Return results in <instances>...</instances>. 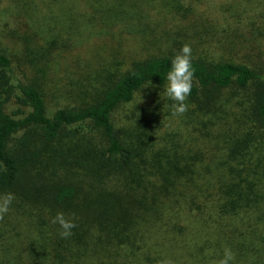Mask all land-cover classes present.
<instances>
[{
  "label": "trees",
  "instance_id": "16d2710c",
  "mask_svg": "<svg viewBox=\"0 0 264 264\" xmlns=\"http://www.w3.org/2000/svg\"><path fill=\"white\" fill-rule=\"evenodd\" d=\"M42 1L20 5L46 38L60 20L52 9L65 5L70 21L106 8L110 27L166 43L159 55L114 61L77 104L53 112L0 52V199L15 197L0 220V264H218L225 247L234 264H264V71L191 47L188 109L174 116L173 101L146 94L165 89L185 41H201L210 22L199 0ZM152 12L195 22L156 35L143 24ZM57 213L76 224L71 237L52 223Z\"/></svg>",
  "mask_w": 264,
  "mask_h": 264
},
{
  "label": "rangeland",
  "instance_id": "374dc122",
  "mask_svg": "<svg viewBox=\"0 0 264 264\" xmlns=\"http://www.w3.org/2000/svg\"><path fill=\"white\" fill-rule=\"evenodd\" d=\"M21 1L0 0V52L11 59L12 67L16 75L22 78V82L39 86L50 112L58 107L77 104L73 99L78 98L84 87L92 83L99 85L96 84L97 77L105 74L104 69L111 72L117 70L114 61L120 62L124 58L131 61L159 55L165 48L163 43L166 41H159L161 43L154 46L157 41H143L139 30L130 25L110 27L105 7L104 10H95V14L91 11L79 13L80 15H75L74 21H70L72 13H69L65 5L52 9L51 17L58 16L60 20L52 23V36L48 35L46 38L39 25L24 13L27 9L20 5ZM30 2L36 3V0ZM39 3L43 1L39 0ZM78 8L83 12L82 6ZM199 9L210 23L200 32L201 41H185L195 47L196 53L233 57L237 62L248 63L257 70L264 71V0H199ZM46 10L40 5V10L38 8L35 12L38 21L41 15H46ZM86 15L88 16L84 18ZM180 16L176 14L174 19L163 20L160 14L152 12L149 14L152 20L144 22V28L157 26L156 35L163 36L167 25L190 26L195 22L191 16L186 17L185 21ZM240 16L243 18L241 21ZM123 17L136 18L128 11L123 13ZM196 25L200 26L199 23ZM61 31L65 36L59 39ZM35 33L38 34L37 37ZM226 36L228 37L225 38ZM52 39L58 41H49ZM235 41L240 44L236 46ZM219 43L223 44L222 48ZM212 44L216 45V50H213ZM50 46L53 47V54L48 59L47 51ZM155 92L160 106L169 104L170 99H167L165 89L153 88L146 95ZM167 108L162 112L171 116ZM126 114L124 111L121 118L125 119Z\"/></svg>",
  "mask_w": 264,
  "mask_h": 264
},
{
  "label": "clouds",
  "instance_id": "9594fccd",
  "mask_svg": "<svg viewBox=\"0 0 264 264\" xmlns=\"http://www.w3.org/2000/svg\"><path fill=\"white\" fill-rule=\"evenodd\" d=\"M192 48L189 44H184L179 54L175 55L171 60L170 68L166 73L165 95L171 101L172 115H182L188 109L186 103L188 97L191 95L193 88V81L195 70L192 66ZM15 199L14 194L8 193L5 197L0 199V219L8 214L12 201ZM52 223L59 224L62 231L61 238H69L73 235V229L76 224L72 219L65 217L63 213H57L53 218ZM235 254L233 251L225 247L223 250V257L218 261V264H234Z\"/></svg>",
  "mask_w": 264,
  "mask_h": 264
}]
</instances>
